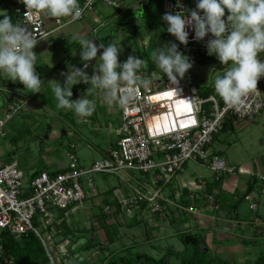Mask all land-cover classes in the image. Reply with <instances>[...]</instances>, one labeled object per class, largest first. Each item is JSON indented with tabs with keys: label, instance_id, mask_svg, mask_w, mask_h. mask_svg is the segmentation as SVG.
<instances>
[{
	"label": "crops",
	"instance_id": "crops-1",
	"mask_svg": "<svg viewBox=\"0 0 264 264\" xmlns=\"http://www.w3.org/2000/svg\"><path fill=\"white\" fill-rule=\"evenodd\" d=\"M145 1L144 6L141 0H116V5L99 3L80 20L43 14L49 34L33 49L38 57L35 70L43 82L40 92H27L21 83H14L3 76L0 78V118L13 104H22L20 111L6 125L8 136L0 139V167L18 158L28 184L35 174L43 170L51 173L64 171L72 144L76 145L80 165L85 168L109 154L120 137L122 107L118 104L108 106L103 101V93L96 90L88 92V85L80 83L72 87L70 99L83 96L94 100L96 107L91 116L77 117L71 110L56 107L52 89L57 81L63 85L65 77L61 73H67L71 65L83 66L78 38H96L101 44H108L127 32L126 26L133 20L136 22L139 15L142 17V10L147 12L148 8L156 5V10L164 15L166 0H152L154 4L151 6L150 0ZM189 1L195 7V0ZM23 7L25 5L18 0H0V16L11 10L22 14L19 11ZM163 27H167L165 21ZM167 33L166 30L161 31L160 36ZM132 35H139L136 27ZM151 41L149 39V43ZM214 63L217 66L216 78L227 69L219 61ZM95 64L88 70V75L93 73ZM202 87L213 88L214 85ZM257 117L258 123L264 125V110ZM239 122L232 120L226 128L234 129ZM228 165L235 166L237 172L225 176L220 184L215 183L214 174L207 167L212 172L210 178L203 177L202 180L197 179L196 184L189 185L185 181L188 162L170 182L158 179V187L167 200L162 203V211L152 212L143 204L135 207L131 216L119 206L118 201L134 192L137 189L135 185L123 183L107 187L106 175L117 173L99 174V181L95 175L92 186L83 178L87 197L81 205L68 210L51 209L53 224L59 226L60 234L66 237L61 244L53 242V245L59 250L60 246H70L72 253L81 251L91 242L103 247H92L87 250L89 256L86 259L79 256L74 264H107L113 258L120 264H147L144 258H139L141 255L155 260L166 258L164 264H183V256L189 258L197 251L207 260H214L211 264H264V193H259L256 210L243 199L248 190L264 188V159L257 158L246 165L242 162ZM176 177H180L181 182ZM195 177L197 175H193ZM153 179L156 178L150 176L151 185ZM210 186H213L212 193L208 192ZM207 195L215 196L218 209L209 203ZM234 199L237 204H233ZM106 205L116 207L112 214L103 213ZM190 206L195 207L196 212L189 211ZM87 218L91 220L89 227L84 224ZM141 224L145 225L144 232L132 229L127 233L128 230H124L125 226L137 230ZM183 235L196 236L201 242L196 244L190 240L191 243L186 244ZM119 241L120 245L115 247ZM68 262L72 263L71 260Z\"/></svg>",
	"mask_w": 264,
	"mask_h": 264
},
{
	"label": "built area",
	"instance_id": "built-area-1",
	"mask_svg": "<svg viewBox=\"0 0 264 264\" xmlns=\"http://www.w3.org/2000/svg\"><path fill=\"white\" fill-rule=\"evenodd\" d=\"M99 3L116 5V0H80L81 15L75 20L82 19ZM194 8L189 0H179V4L177 0H166L163 4L164 14ZM28 15L25 10L17 25L26 27L41 38L48 36L43 13L32 14L34 19L29 24L25 22ZM186 30L189 32L187 45L180 44L172 36L179 49L189 54L207 51L205 45L210 34L196 41L191 27ZM258 58L264 60V52L259 53ZM140 77L147 84L137 86L132 99L122 108L120 137L109 154L101 160L95 161L90 167H82L76 145L72 144L67 153L68 166L64 171L52 174L43 170L28 184L18 158L0 167V235L3 230H8L21 239L22 235L34 232L45 246L51 263L55 264L56 260L48 249L50 245L54 247L55 220L51 209L68 210L81 205L87 197L83 178L90 186L94 184L96 174L137 171L156 178L153 179L152 188L142 186L118 201L119 206L131 216L133 209L143 204L152 212L162 211V203L167 200L158 187V181L170 182L190 161L208 167L217 182L224 176L236 174L237 168L215 154L212 146L228 122L252 121L264 110V76L258 80L257 89L246 96L236 109L226 105L215 91L204 96L199 87L181 78H178L177 84H173L168 77H156L155 72ZM21 106V103L13 104L0 118V138L8 136L6 125ZM259 193H264V188L244 195V200L253 210L258 208ZM207 198L215 209L219 208L214 195H207ZM115 209L112 205H106L103 213L110 215ZM188 210L196 212L193 206L188 207ZM36 217L45 229L51 230L43 233V229L35 225ZM62 256L68 255L65 252Z\"/></svg>",
	"mask_w": 264,
	"mask_h": 264
},
{
	"label": "clouds",
	"instance_id": "clouds-1",
	"mask_svg": "<svg viewBox=\"0 0 264 264\" xmlns=\"http://www.w3.org/2000/svg\"><path fill=\"white\" fill-rule=\"evenodd\" d=\"M26 7L28 24L34 13L49 17H70L75 20L81 15L78 0H18ZM179 4V0H177ZM227 13V15H226ZM166 31L180 44L187 45L191 27L196 41L206 35L208 55H214L226 71L214 81V91L229 107L236 109L246 96L257 89L258 80L264 76V60L258 54L264 52V0H195V8L165 13ZM41 38L22 25H16L7 15L0 17V76L12 82H19L27 92H40L42 80L35 70L37 53L33 51ZM82 67L70 66L63 85L57 81L52 89L56 107L71 110L77 117L86 118L95 111V101L81 96L70 99L74 85L85 83L88 92L103 93L108 106L118 104L124 108L132 99L137 86L146 85L139 72L143 59L129 55L120 62V44L115 42L97 44L89 38H78ZM103 51L98 56V51ZM75 54V53H74ZM96 60L93 73L85 69L88 62ZM155 66L166 74L169 81L177 84L192 68L189 57L179 50L177 43L168 42L161 50L153 53ZM99 60V63H97ZM89 85L91 86L89 88Z\"/></svg>",
	"mask_w": 264,
	"mask_h": 264
},
{
	"label": "rangeland",
	"instance_id": "rangeland-1",
	"mask_svg": "<svg viewBox=\"0 0 264 264\" xmlns=\"http://www.w3.org/2000/svg\"><path fill=\"white\" fill-rule=\"evenodd\" d=\"M156 9L157 6L155 5V7H152L151 9L148 8L147 12L142 10V17L139 15L136 22L134 20L131 21V23L125 28V31L128 33L124 32L121 37L115 41V43L120 44L121 50L118 54V59L120 62H124L129 55L143 59V65L139 72L140 76L147 73L149 67L152 64H155L153 53L161 50V47L166 43L173 42V39L169 33L163 37L160 36V32L165 30L162 20L163 14L159 13V11ZM137 14H139V12H137ZM135 27L139 30V35L137 37L132 35ZM149 39H152L150 43ZM185 55H187L190 61H192L193 66L186 72L183 79L187 83L197 87L213 86L215 81L214 75L216 73L215 71L217 70V66L215 65L214 61L218 60L216 58H211L210 60H207L206 58L200 59L194 53H185ZM97 62H99V60ZM155 71L156 77L166 75L163 74L159 69ZM258 122L259 120L257 117L252 121H240L234 129L231 127L225 128L219 136V139L214 141L212 146L214 149L213 151L220 152L221 156L228 164L242 162V165H246L247 162L256 161L257 158L264 159V125ZM60 150H63V148H60ZM186 172L187 174L185 181H188L189 185H191V183L196 184V182L199 179L202 180L203 177L210 178L212 175V172L205 165L201 163H195L193 161L189 162L188 170ZM96 175L97 176H95V178H98L99 181L100 176L99 174ZM193 175H197V177L193 178ZM105 178L107 180V187H112L115 185L119 186L123 183H132V185H135L136 188H140L142 186L152 188L150 176L137 171H122L117 173V175H106ZM241 178H243V176H241ZM176 180L181 182L180 177H176ZM90 222L91 220L88 218L84 220V224L87 227L90 226ZM141 226L137 227V230L133 227L125 226L124 230H128L127 233H130L132 229L137 232H144L145 225L141 224ZM65 239L66 237L64 238V236L60 234V231L57 233V228L54 227L52 242H55V245H59L63 242V240L65 241ZM115 245V247L119 246L120 241L116 242ZM64 246H60L61 251L59 250V247L56 249L51 247V245L48 247L51 253L53 252V249H55V260L60 262L65 260L67 263H69L68 261L71 260L72 263L69 264H74L76 260H79V256L85 259L89 256L87 250L81 249V251L79 250L78 252L75 251L72 253L70 246H65L66 248ZM66 251L71 254V257H62V252ZM66 259H68V261Z\"/></svg>",
	"mask_w": 264,
	"mask_h": 264
},
{
	"label": "trees",
	"instance_id": "trees-1",
	"mask_svg": "<svg viewBox=\"0 0 264 264\" xmlns=\"http://www.w3.org/2000/svg\"><path fill=\"white\" fill-rule=\"evenodd\" d=\"M150 1H151L150 6H151L154 4V2L152 0H150ZM6 15L11 18V20L14 24L19 23L22 19V14H16L15 10H11ZM0 17H2V16H0ZM183 53L185 54V53H190V52H183ZM195 55L197 57H199L200 59L206 58L207 60H210L211 58H216L214 55H208L207 51L196 52ZM157 69L158 68L155 65H151L149 67L147 73L150 74L151 72H153ZM165 77H167V76L165 75ZM199 88L201 89V93L204 96H208V95L214 93V87L213 88H211V87H199ZM217 138L218 137H216L215 140ZM214 153L221 156L220 152L215 151ZM55 173H58V172H53L52 174H55ZM36 175L37 174H35V176ZM227 176H229V175H227ZM223 178H221V180L218 182L215 181V183L217 185L220 184ZM212 187L213 186L209 187V190H208L209 193H212ZM249 192H250V190L247 191V193H249ZM241 199H242V197H241ZM243 199H244V196H243ZM233 204H237L235 199L233 200ZM35 225L38 227H41L43 229V233L51 230V228L45 229L42 226V222L39 220L38 217H36V219H35ZM54 227L57 228V233H58L60 231L59 226H54ZM0 236H1L0 244L2 245V248L0 250V257L2 259V264H52L43 243L41 242L40 238L34 232L30 231V232L22 235L21 239H17L8 230H3L1 232ZM182 239H183L184 243H186V244H190L191 243V242H189L190 240L195 242L196 244L201 242L200 238H198L196 236H192V235H183ZM92 247H99V249H103L102 246L96 245L92 242L90 245L84 246L83 249L84 250H90V249H92ZM54 248L56 249V246H54ZM55 249H53V252H52L53 256H56V254H55L56 252H54ZM139 258H144L146 260L147 264H164V262L166 261V258H162L160 260H155L154 258H151L149 256H142V255L139 256ZM182 259H183V264H211L212 262H214V260H209V259L207 260L205 258V255L201 254V252H199V251H197L196 254H192L191 256H189V258L183 256ZM55 264H69V263L65 262V260L61 261V262L56 260ZM107 264H120V263L118 262V260L116 258H113Z\"/></svg>",
	"mask_w": 264,
	"mask_h": 264
},
{
	"label": "water",
	"instance_id": "water-1",
	"mask_svg": "<svg viewBox=\"0 0 264 264\" xmlns=\"http://www.w3.org/2000/svg\"><path fill=\"white\" fill-rule=\"evenodd\" d=\"M141 2H142V5L144 6V4H145L146 1L145 0H141ZM147 3H149V2H147ZM25 10H26V8L23 7V8H21V10L19 12L23 13V12H25ZM90 40H94L97 44H100V42L96 38H91ZM102 51L103 50L100 49L98 51L97 55L99 56ZM95 62H96L95 59H93L92 61H89L88 62V67L85 69L86 73H88V70L91 69L94 66Z\"/></svg>",
	"mask_w": 264,
	"mask_h": 264
}]
</instances>
